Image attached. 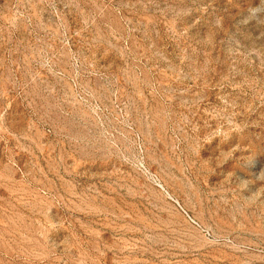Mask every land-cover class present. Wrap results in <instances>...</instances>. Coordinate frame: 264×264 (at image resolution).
<instances>
[{
    "label": "rangeland",
    "instance_id": "obj_1",
    "mask_svg": "<svg viewBox=\"0 0 264 264\" xmlns=\"http://www.w3.org/2000/svg\"><path fill=\"white\" fill-rule=\"evenodd\" d=\"M0 264H264V0H0Z\"/></svg>",
    "mask_w": 264,
    "mask_h": 264
}]
</instances>
